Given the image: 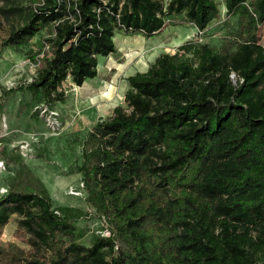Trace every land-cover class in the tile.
I'll list each match as a JSON object with an SVG mask.
<instances>
[{
	"label": "trees",
	"instance_id": "trees-1",
	"mask_svg": "<svg viewBox=\"0 0 264 264\" xmlns=\"http://www.w3.org/2000/svg\"><path fill=\"white\" fill-rule=\"evenodd\" d=\"M4 1L0 15L22 21L0 23V54L36 40L38 66L24 89L37 103H63L67 78L80 87L95 77L117 31L149 38L167 23L204 31L219 14L215 0H40L27 12ZM224 6L236 18L230 41L187 40L159 54L126 77V106L89 131L77 171L108 234L78 241L89 213L54 206L19 161L0 195V238L14 215L30 255L0 246V264H264V0Z\"/></svg>",
	"mask_w": 264,
	"mask_h": 264
},
{
	"label": "rangeland",
	"instance_id": "rangeland-1",
	"mask_svg": "<svg viewBox=\"0 0 264 264\" xmlns=\"http://www.w3.org/2000/svg\"><path fill=\"white\" fill-rule=\"evenodd\" d=\"M39 1L15 0L25 7L23 12L38 5ZM215 1L219 14L201 36L196 35V27L191 24L167 23L161 31L149 38L117 31L113 37L115 52L97 57V74L86 79V82H91L79 87L70 78L64 81L63 103L34 102L30 93L24 89L34 78L38 66L37 59L33 58L38 48L34 44L36 40L4 49L0 54V101L3 104L0 111V195L6 192L19 161L23 162L43 181L54 206H73L89 213L77 222L84 230L78 241L90 245L92 235H107L106 223L94 215V210L85 200L82 175L77 171L82 162V149L87 135L97 120L112 114L113 108H106L110 102L126 106L123 101L127 88V85L124 87V80L137 70V60L142 58L150 64L159 54L174 53L177 46L187 40H198L214 48L231 40L236 18L226 16L224 0ZM0 6L5 7L4 0H0ZM21 21L19 15L7 19L0 15L3 29L19 26ZM49 35L48 29L38 36ZM258 39L264 44V24L259 28ZM127 64L132 68H127ZM105 85L107 88L112 85L113 92L108 98H100L103 93L109 95ZM86 90H93L90 99L87 98L90 92ZM84 98L88 101H84ZM80 99L84 103L80 104ZM14 218L12 215L4 227L0 246L27 257L30 255V246L22 238L30 234Z\"/></svg>",
	"mask_w": 264,
	"mask_h": 264
},
{
	"label": "crops",
	"instance_id": "crops-1",
	"mask_svg": "<svg viewBox=\"0 0 264 264\" xmlns=\"http://www.w3.org/2000/svg\"><path fill=\"white\" fill-rule=\"evenodd\" d=\"M153 60H154V58H153ZM115 61V60H114ZM138 62L137 63H135V66H136V68H137V70L136 71H145L147 68H148V66H149V63H148V61H146L145 59H139V60H137ZM113 65H115V64H112L111 66H113ZM127 68H132L129 64H127V66H126ZM136 71H134V73L136 72ZM134 73H130L129 75H131V74H134ZM87 82H91V81H87ZM87 82H86V80L84 81V83L83 84H87ZM82 84V85H83ZM81 85V86H82ZM127 85V82H126V80H124V87ZM80 86V87H81ZM106 90L107 89H109V95H107V96H105L104 94L105 93H103V94H101L99 97L100 98H108V97H110L111 96V94H112V92H113V89H112V85H110L108 88H107V86L105 85V87H104ZM86 91H88V92H90L89 94H88V96H87V98H91L92 97V95H93V90H86ZM102 96V97H101ZM105 96V97H104ZM85 100L84 101H88L86 98H84ZM82 103H84L83 101H82V99H80V104H82ZM110 105V107L109 106H107L106 108H110V109H112L115 105H116V103H109Z\"/></svg>",
	"mask_w": 264,
	"mask_h": 264
},
{
	"label": "built area",
	"instance_id": "built-area-1",
	"mask_svg": "<svg viewBox=\"0 0 264 264\" xmlns=\"http://www.w3.org/2000/svg\"><path fill=\"white\" fill-rule=\"evenodd\" d=\"M202 33H203V31L202 30H200V29H198L197 27H196V35L198 36H201L202 35ZM48 48V45H46L45 46V49H47ZM43 53H41L40 54V56L42 55ZM234 76V74H231V77H233ZM2 163H0V165H1Z\"/></svg>",
	"mask_w": 264,
	"mask_h": 264
},
{
	"label": "water",
	"instance_id": "water-1",
	"mask_svg": "<svg viewBox=\"0 0 264 264\" xmlns=\"http://www.w3.org/2000/svg\"><path fill=\"white\" fill-rule=\"evenodd\" d=\"M100 119L102 118V117H99Z\"/></svg>",
	"mask_w": 264,
	"mask_h": 264
}]
</instances>
